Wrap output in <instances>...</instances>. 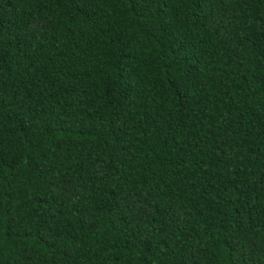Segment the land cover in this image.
Segmentation results:
<instances>
[{
  "label": "trees",
  "instance_id": "obj_1",
  "mask_svg": "<svg viewBox=\"0 0 264 264\" xmlns=\"http://www.w3.org/2000/svg\"><path fill=\"white\" fill-rule=\"evenodd\" d=\"M0 264H264V0H0Z\"/></svg>",
  "mask_w": 264,
  "mask_h": 264
}]
</instances>
